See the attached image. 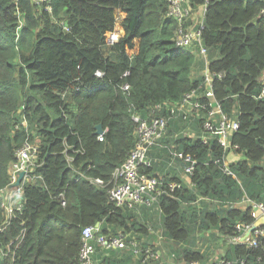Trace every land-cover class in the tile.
Masks as SVG:
<instances>
[{
	"label": "trees",
	"instance_id": "16d2710c",
	"mask_svg": "<svg viewBox=\"0 0 264 264\" xmlns=\"http://www.w3.org/2000/svg\"><path fill=\"white\" fill-rule=\"evenodd\" d=\"M188 1L193 12L204 4ZM49 5L46 11L37 0H0V188L26 136L39 138V165L33 170L39 178L24 183V207L0 231V264H75L84 225L98 223L103 234L146 232L133 209L115 206L106 189L88 177L106 181L127 156L134 144L130 107L145 113L201 81L191 73L194 50L174 45L177 23L167 15L168 0H49ZM263 6L264 0L206 3L202 42L208 69L223 72L213 89L226 112L237 110L239 127L231 143L242 158L230 162L233 175H226L214 164L221 155L217 141H190L180 134L183 121L169 124L164 142L172 135L178 150L197 159L190 177L194 186H182L178 199L163 195L155 203L163 233L174 241L187 240L198 217L200 229L210 220L232 235L234 223L254 222L251 206L235 203L264 201V96L254 97L264 73ZM111 33L114 41L108 44ZM97 123L104 129L102 140L94 133ZM196 194L203 197L198 204L213 198L227 208L221 216L219 209L202 214L207 209L189 206ZM2 219L0 208V225ZM226 255L233 264L242 257L243 264H264V238L254 247L232 245ZM182 257L190 262L201 255L183 248Z\"/></svg>",
	"mask_w": 264,
	"mask_h": 264
},
{
	"label": "built area",
	"instance_id": "2783aa9c",
	"mask_svg": "<svg viewBox=\"0 0 264 264\" xmlns=\"http://www.w3.org/2000/svg\"><path fill=\"white\" fill-rule=\"evenodd\" d=\"M37 1L44 3V9L50 11L49 0ZM168 1L167 15L177 23L174 45L181 49L195 46L197 55L204 63V70L200 75L201 81L193 89L184 93L177 102L163 101L156 104L155 109L160 111L165 108L166 114L141 118L136 113H132L134 144L125 159L112 170L106 181L98 177H88L90 182L106 189L108 199L117 207H151L158 201L159 197L163 195L172 197L175 191L182 188V183L179 180L148 173V170L154 164L153 159L148 154L149 148L156 145L160 139H163L162 136L166 133L170 119L194 124L201 131L198 136L204 144L211 138L216 139L221 147V155L214 159V164L226 175L232 174L229 166L230 162L226 159V153L230 149H233L234 152L238 150V146L231 143V136L239 127L237 114L232 117L230 112H226L223 109L222 102L214 94V81L220 79L223 72H211L208 69V50L202 42L203 18L206 3L209 0H203L204 4L200 6L201 11L196 20L194 19L197 16H193L192 7L188 0ZM261 13L264 17V6ZM60 24L64 29H67L64 21H61ZM113 41L114 34L111 33L107 38V43L111 44ZM126 73L124 72L123 75ZM95 75L101 76L102 72L96 71ZM122 88L128 90L129 85L124 83ZM262 96H264V83L254 97L260 98ZM22 124L26 126L25 119ZM177 136L178 133H174V138ZM186 136L194 138L196 132L193 130ZM98 139L102 140V135H99ZM162 146L167 150L170 157L175 156L178 161L183 163V173L191 177L196 168V157L193 154L184 153L181 149L178 150L177 145L173 142ZM68 160L70 159L68 158ZM37 165H39V139H31L26 136L23 143L16 149L15 157L9 164V181L5 187L0 189V206L5 215L2 225H0V231L10 223L15 214L21 213L24 207L23 185L34 177L39 178V175L33 174V170ZM20 172H23L22 179L16 183ZM249 202L251 216L254 217V220L258 215L264 217V201L251 202L249 200ZM61 203L64 205L65 201ZM252 225L253 222L243 225V230L250 232V238L246 242H240L254 247L258 245L260 237L264 238V226H255L252 229ZM235 226L237 230L241 229L239 222ZM125 240L126 233L122 230L105 235L98 232L95 225H84L81 229L80 246L75 264H92L96 244L105 248H120L125 245ZM235 240L238 241V239ZM146 254L151 257L154 256V252L151 250H146ZM238 260L240 264L244 263L243 257ZM233 263L234 260L221 258L217 264Z\"/></svg>",
	"mask_w": 264,
	"mask_h": 264
},
{
	"label": "crops",
	"instance_id": "0c3cea01",
	"mask_svg": "<svg viewBox=\"0 0 264 264\" xmlns=\"http://www.w3.org/2000/svg\"><path fill=\"white\" fill-rule=\"evenodd\" d=\"M200 11H201V8L199 6L193 12V16L196 17L197 14L199 15ZM190 48L194 50L195 54H197V48L195 46L187 47L184 49L189 50ZM207 61H209V58L207 59ZM203 67H204V63L202 60H198L195 62V66L193 67V69L191 71L193 78H200L201 77L200 75L202 73ZM263 83H264V73H263ZM193 88H194V86L191 89H193ZM191 89H189L187 91H190ZM187 91H185L184 93H186ZM181 96L175 100L164 99V100H160V101L156 102L155 104H153L149 108V110L146 112L144 117L150 118V117H153L155 115L166 114L165 108H162L160 111H157V109H155L156 104H159L163 101H170V102L174 103V102H177L181 98ZM233 110H236V108L233 107L230 110V114L232 115V117L235 116L233 113ZM130 117H131V114H130ZM174 122H175V119H170L168 121V126H169V124L172 125ZM185 125H187V127ZM184 128H185L184 131L180 133L182 136H186L189 132H191L193 130L195 131V129H192L190 127L189 123H184ZM200 134H201V131L199 130V134H196V137H194V138L189 137L188 139L190 141L195 140V139H200V137L198 136ZM133 135H134V133H133ZM96 136L98 138L99 135H96ZM164 138H165V136H164ZM37 139H39V138H37ZM175 139H177V137L174 138V140ZM212 139L213 138H211L210 140H212ZM214 140L216 141V139H214ZM172 141H173L172 135L166 136V142H164V139H160L156 145H153L149 148L148 154L153 159V163L155 164V167L153 168V166H154V164H153L151 171H149V173H150V175H154V176H161V177L168 176L170 178H177V180L181 181L182 186L187 187L188 189H191L194 185L191 182L190 177L186 176L183 173V163L181 161H178L175 156L170 157L169 154L167 153V151L163 150L164 147L162 145H165L166 143H171ZM174 144L177 145V143H175V142H174ZM230 152H231V158H230L231 161H229V162H232V161L236 162L239 158H242V156L238 152V150L234 152L233 149H230ZM238 153L240 154V157L234 158V156H236ZM234 159H236V160H234ZM8 169H9V167H8ZM6 185H4L3 187H5ZM3 187H1V188H3ZM201 196L202 195L198 194L196 196L195 200L192 198V200L189 201V206L192 207V205H195V206L197 205L195 208V209H197V211H200V209L201 210L207 209L204 212H212L213 210L219 209V211H220L219 215L220 216L222 215L223 210L227 208L226 204H222L221 206H218L217 204L220 201L217 199H213V198H205L203 200L202 204H198L199 200L203 199V197H201ZM190 197H191V195H190ZM248 203H250L249 199H243L240 202L235 203V207H239V208L241 207L242 209H244L247 205H249ZM198 205H200L201 207H205V208L200 207V209H198ZM0 208H1V206H0ZM131 209H133V211H134V214H135L134 216H136L137 219H139L140 221H143L145 223L146 232L140 233V234H138V233L129 234V235H132L131 238L128 237V235L126 234V240H125L126 243L123 247H120V248H105V247H102V246L96 244L95 245V252L93 255V264H217L221 258L228 257L226 254L232 245L247 244V243H241L240 241L246 242L250 238V232L243 230L244 224H242V223H240L241 224L240 230L236 229L235 225L237 222L233 224L234 233L232 235H227V234L220 232L219 229L217 228V226L214 224L215 228H213V230L209 229L208 232H205L204 233L205 235H203V236H205L203 238L206 239L207 241H211L212 239L214 241L210 242V243H205V246H203V247L199 246L197 248H193L192 245L194 243H192L191 245L188 243L192 242V241L194 242V240L187 241L188 240L187 239V240H183V241H174L168 237H165L166 235H164L163 229L161 226L162 216H161V213H160L158 208H155L156 210H155V212L152 213V215H150V214L154 210V208L151 209L150 207L138 206V207H134ZM1 212L3 215V219H2V223H3L5 215H4L2 208H1ZM204 212H202V214H206ZM259 217H261V215H258L255 218V220L258 219ZM200 221H201V218H198L197 226H196L195 230L192 232L195 235L197 234V231L207 230L206 228L200 229L198 227V224L200 223ZM2 223H1V225H2ZM98 225L99 224L96 223L95 226H97V228H98ZM151 225L153 226L154 231L151 230ZM261 226H264V224H261ZM5 228H6V226H5ZM117 231H119V229ZM151 232H153L155 235H153ZM110 234H112V233H110ZM105 235H108V234H105ZM139 235H145V237L140 239ZM150 239H151V241H150ZM235 239H238V241H236ZM197 241H198V239L196 240V242ZM218 241H220V243L222 244V247H224L226 245L225 251H224V253L220 252V254H219V252H217V253L213 254V252H211V249L214 246V244H216ZM183 243H185V244L183 245ZM183 248L194 249V250L198 251L201 255L200 259L193 260L190 262L185 261L184 258L182 257ZM3 250L4 249H0V252L4 255ZM146 250H151L152 252H154V256L153 257L148 256L146 254ZM5 252H9L8 245L5 248ZM127 253H129V254H127ZM210 254H213V255L211 257H209L208 255H210ZM228 258H230V257H228ZM149 259H151V261ZM210 259H212L211 262H209ZM230 260H233V259H230Z\"/></svg>",
	"mask_w": 264,
	"mask_h": 264
},
{
	"label": "rangeland",
	"instance_id": "374dc122",
	"mask_svg": "<svg viewBox=\"0 0 264 264\" xmlns=\"http://www.w3.org/2000/svg\"><path fill=\"white\" fill-rule=\"evenodd\" d=\"M198 14H197V17L194 19V20H196V19H198ZM190 51H192L193 49H189ZM197 55V54H196ZM217 55V54H216ZM207 56H208V53H207ZM198 60H201L200 59V57L197 55V58H195V62L196 61H198ZM203 70H204V67H203ZM203 70H202V72H203ZM131 109L129 110L130 111V114H132V113H136L137 115H139L141 118H145L144 116H145V114H146V112L145 113H142L141 112V110L138 108H136L135 106H132V107H130ZM233 113H234V115H236L237 114V111L236 110H233ZM235 157H240V154L238 153L236 156H234V158ZM231 152L230 151H228L227 153H226V159H227V161L229 162V161H231ZM234 160H236V159H234ZM21 179H22V177H21ZM21 179H20V181H21ZM36 179L38 180V178L37 177H34L33 179H31V180H29V181H26V182H31V183H36ZM178 191V190H177ZM176 192V191H175ZM178 196L174 193V195L172 196V197H170V198H173V199H178L177 198ZM160 198V197H159ZM248 204H250V203H248ZM151 209H153L154 208V210L151 212V214L150 215H152V213L153 212H155V208H157L156 207V205L154 204L153 206H151L150 207ZM205 213V212H204ZM198 218H200V217H198ZM202 219H205V220H207L206 218H204V217H202ZM208 221V224L206 225V229L207 230H205V231H197V234L195 235L194 233H191V235H190V237L188 238V240L187 241H189V240H194V242L192 241V242H189L188 244H192V243H194L193 245H192V247L193 248H197V247H199V246H205V243H210V242H213L214 240L212 239L211 241H207L206 239H204L203 237H205V236H203V235H205L204 233L205 232H208V230L209 229H212L213 230V228H215V226H214V224H212L209 220H207ZM119 230H121V229H119ZM151 230H153L154 231V228H153V226L151 225ZM126 233V232H125ZM153 235H155L153 232H151ZM210 233V232H209ZM127 235H129L128 233H126ZM135 234V233H134ZM138 234H140V233H138ZM145 237V235H139V238L140 239H142V238H144ZM165 237H167V236H165ZM198 239V241L196 242V240ZM150 241H151V239H150ZM181 244V243H180ZM185 243H183V245H184ZM182 245V246H183ZM210 246V245H209ZM225 248H226V245L224 246V247H222V244L220 243V241H218L216 244H214V246L212 247V249H211V252H213V254L214 253H217V252H219V254H220V252H223L224 253V251H225ZM213 254H210V255H208L209 257H211ZM150 261H151V259H149ZM181 261V260H180ZM212 261V259H210L209 260V262H211ZM92 264H93V258H92Z\"/></svg>",
	"mask_w": 264,
	"mask_h": 264
},
{
	"label": "water",
	"instance_id": "95a60500",
	"mask_svg": "<svg viewBox=\"0 0 264 264\" xmlns=\"http://www.w3.org/2000/svg\"><path fill=\"white\" fill-rule=\"evenodd\" d=\"M94 133L96 135H102L104 133V129H103L101 123H97L95 125ZM22 175H23V172H20L19 175H18V178H17V182L16 183H18L20 181ZM261 224H264V217H259L258 219H256L254 221L253 225L251 226V228L253 229L255 226H259Z\"/></svg>",
	"mask_w": 264,
	"mask_h": 264
}]
</instances>
